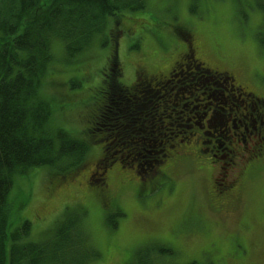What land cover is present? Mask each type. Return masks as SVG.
Wrapping results in <instances>:
<instances>
[{
  "label": "rangeland",
  "instance_id": "obj_1",
  "mask_svg": "<svg viewBox=\"0 0 264 264\" xmlns=\"http://www.w3.org/2000/svg\"><path fill=\"white\" fill-rule=\"evenodd\" d=\"M178 27L192 35L199 59L212 68L230 71L237 83L264 97V45L259 38L264 29V0H147L142 9L110 16L105 30L80 52L69 54L64 43L54 39L53 60L39 87L51 106L48 127L68 131L89 149L80 164L66 159L68 170L44 165L16 174L9 193L10 231L29 220L27 240L53 242L58 239V227L77 221L72 227H86L90 243L101 254L88 264H188L194 260L264 264V171L246 180L247 172L241 174L238 212L219 216L206 207L209 173L223 178L218 167L230 163L234 141L246 139L252 148L264 140V106L248 99L230 79L212 78L198 70L193 59L167 84L156 86L143 76L138 78L139 111L144 113L136 115L135 122L127 118L121 132L128 134H120L119 144L112 134H95L108 137V156L120 154L124 162L131 161L150 175L156 167H146L139 156L141 160H130L133 155L120 147L140 143L137 137L146 132L153 136L151 148L167 144L171 134L176 135L175 143L178 136H188L190 125L202 121L205 127L198 133L205 143L199 142L196 151L202 154L198 158L206 159L200 160L204 165L194 162L197 166L167 177L143 197L134 196L132 189L124 190L125 211L112 207L106 212L93 193L99 186L92 184V178L100 176L95 169L89 173L102 144L87 130V120L101 97L103 79L113 72L106 69L110 53L117 55L112 64L113 69L119 64L120 83L129 86L140 70L165 71L178 60L189 44ZM211 105L221 112L218 120H202ZM157 115L162 118L154 122ZM133 127L135 134L125 131ZM207 148L222 160L213 159V167L211 156L200 152ZM145 157L150 159V155ZM110 182L117 190L114 176Z\"/></svg>",
  "mask_w": 264,
  "mask_h": 264
},
{
  "label": "trees",
  "instance_id": "obj_2",
  "mask_svg": "<svg viewBox=\"0 0 264 264\" xmlns=\"http://www.w3.org/2000/svg\"><path fill=\"white\" fill-rule=\"evenodd\" d=\"M146 1L0 0V264H88L100 256V251L89 241L86 227H72L78 225L77 221L58 227V239L53 242L27 240L31 231L29 220L10 231L9 193L16 174L44 165L68 170L66 159L80 164L89 149L84 140L68 131L48 127L51 106L40 94L39 87L53 60L54 39L61 40L69 54L80 52L105 30L110 16L125 10L142 9ZM259 38L264 45V30ZM110 55L107 70L113 71L112 63L117 55L115 52ZM200 62L198 70H203ZM115 71L102 81V86H109L107 106L102 107L103 95L91 109V120H87V130L106 148L110 143L108 137L96 138V134H112L118 142L122 138L120 134H128L121 132L127 118L135 122L139 113H144L139 111L142 110V94L131 92L122 85ZM160 118L162 116L157 115L154 122ZM134 128L125 131L135 134ZM175 137L171 134L167 136V144L151 148L153 136L146 132L137 137L140 143L127 141L126 149L120 147V151L132 154L134 158L130 160L143 158L141 161L146 167L154 166L158 170L162 156L155 157V154L165 149ZM149 155L150 159L145 160ZM100 164V178H92V181L103 186L107 183L108 163ZM188 264L206 263L192 261Z\"/></svg>",
  "mask_w": 264,
  "mask_h": 264
},
{
  "label": "flooded vegetation",
  "instance_id": "obj_3",
  "mask_svg": "<svg viewBox=\"0 0 264 264\" xmlns=\"http://www.w3.org/2000/svg\"><path fill=\"white\" fill-rule=\"evenodd\" d=\"M178 32H184L185 29L182 27L177 28ZM186 32V31H185ZM187 41L189 42L191 38V34L187 32ZM178 58L168 69L165 71H155L153 73H145L143 70L138 72V76L136 81H134L130 86L129 90L134 93L140 92V84L138 78L143 76L146 78V81L151 83L152 85L158 86L161 83L167 84V82H171L174 77H176V71L178 69H182L184 65L188 64L191 59L198 60L197 50H193L190 47V44L186 46L184 52H182ZM110 59V57H109ZM110 61V60H109ZM189 67V66H187ZM205 72L210 74L213 78H219L224 80H231L233 86H237L239 91H242L246 95V97L252 100H256L257 104L261 107L264 106V98L254 96L252 91L248 90L247 87H244L236 82V77L228 70H218V69H210L206 65ZM118 70V69H117ZM118 71H116V74ZM108 86V85H107ZM103 86L101 89L102 96L104 97L101 100L102 107L107 106L108 97L106 94L108 93L109 86ZM221 112L214 108L213 105L207 106L202 115V120L207 118H212V120L217 121ZM253 125L254 129L257 128L256 121ZM210 120H207V124L209 125ZM118 124V122L116 123ZM121 124V122H120ZM263 124V122H261ZM123 126V124L121 125ZM205 124L202 121L195 122V124L190 125L188 128V136L186 138L179 137L175 143H170L167 147V152L161 153L159 156L161 157L160 168L153 175L145 176L143 175L138 167L134 163H129L128 171H124V164L118 157L107 158L110 164L118 165L112 170L110 176L116 178V186L117 190H113L112 182H110V176H108V184L104 188H99L97 190L100 198L102 199L104 205L109 208L116 207L120 210H124L121 194L126 189H132L134 191L135 196L142 195L147 191L152 190L153 188L160 185V183L165 180L169 176H175L181 172L182 169L187 167L197 166L193 164L198 161V155L196 154V149L198 147V143L204 144L202 136H199V131H203ZM233 127V126H232ZM264 139V138H263ZM104 147L102 148V152H104ZM202 153L210 154L215 160H218L216 154L212 152L211 149H201ZM251 152V154H250ZM233 155L230 163L227 166L220 165L218 170L219 174L223 176L215 177L212 173H209V183L208 193H206V207L210 206L209 209L214 211L219 216H227L238 212L241 208L240 206V188L239 184L242 180L241 174L245 171L247 178L258 177L264 171V140H260L258 143H253L252 148L249 147L248 141L246 139L242 141L235 142L234 147L231 151ZM250 155V156H249ZM242 159V161H240ZM103 157H100L93 163V169L90 171L89 176L93 172V170H97L98 163L101 162ZM222 161V160H218ZM253 161V163H252ZM201 167V166H199ZM250 167V168H248ZM244 180V181H245ZM221 181V182H220ZM119 191V192H118Z\"/></svg>",
  "mask_w": 264,
  "mask_h": 264
}]
</instances>
